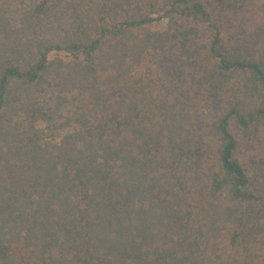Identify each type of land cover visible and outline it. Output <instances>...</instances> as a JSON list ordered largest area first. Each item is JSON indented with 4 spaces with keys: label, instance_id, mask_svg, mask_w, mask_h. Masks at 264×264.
Instances as JSON below:
<instances>
[{
    "label": "trees",
    "instance_id": "trees-1",
    "mask_svg": "<svg viewBox=\"0 0 264 264\" xmlns=\"http://www.w3.org/2000/svg\"><path fill=\"white\" fill-rule=\"evenodd\" d=\"M208 1L64 0L54 38L40 5L17 22L0 2V264H264V164L244 158L263 136L230 128L264 129V48ZM73 89L58 136L40 97Z\"/></svg>",
    "mask_w": 264,
    "mask_h": 264
},
{
    "label": "rangeland",
    "instance_id": "rangeland-1",
    "mask_svg": "<svg viewBox=\"0 0 264 264\" xmlns=\"http://www.w3.org/2000/svg\"><path fill=\"white\" fill-rule=\"evenodd\" d=\"M63 1L64 0H0V2L4 3V6L8 7L7 16L9 17V19L17 22H19V15L16 12L17 3H21L29 7L40 5L41 10L45 13L44 21L41 23L39 28L34 29L33 33L35 35H40L48 38H54L59 28H69V21L67 18V13L64 10ZM234 1L235 2L233 6L223 16H221V14H224L225 12L221 11V6L217 5L214 0L208 1L209 6L213 9V11L216 12V15L219 17L220 26L224 30V35L228 38L229 41L233 42H235L236 40L237 42H241L243 35L253 37L256 38L255 43L257 47L264 48V0ZM182 26H184V24L181 25L179 23L176 25V23H169L167 20H159L148 26L147 33L151 29L166 30L170 28L172 31H176L175 29L177 27ZM206 35L207 34L205 33H200L197 38H194L195 40H193V42L199 43L201 40L205 39ZM172 51L174 52L173 49ZM173 55L175 57L171 55V58L178 59V56L176 54L173 53ZM61 56L64 57V55ZM50 90L51 89H49L48 91ZM48 91H46V93H43L40 99L42 100L45 108L48 110L51 118L54 119L56 123L62 125V128H58L55 130V132L58 133L59 136L60 133H63L66 130H71L73 125L75 126V123L71 118L69 109L73 106L74 103L78 101L80 93L78 89H73L72 91L65 93V103H63L61 107L55 108L53 98H51L50 92ZM221 106L222 101L220 100H212L205 105V107H208L213 112L220 111ZM179 113L181 119H183L191 128L196 130H199L201 128V119L203 117L202 107H190L186 110H179ZM230 123V128L241 139H244L246 137H253L256 134H260L263 136L261 146L258 149L246 150L244 158L249 162L256 160L264 164V129H244L237 125L236 120L234 119H232ZM189 156L193 158L192 160L194 161V165L201 161L198 152H195L193 155L190 154ZM256 185L258 186L257 190L264 191L262 190L264 189L262 184L256 183Z\"/></svg>",
    "mask_w": 264,
    "mask_h": 264
}]
</instances>
